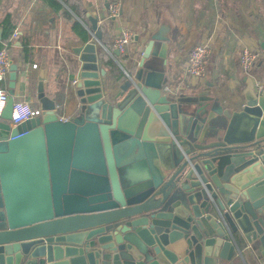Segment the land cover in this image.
Segmentation results:
<instances>
[{
	"label": "water",
	"instance_id": "1",
	"mask_svg": "<svg viewBox=\"0 0 264 264\" xmlns=\"http://www.w3.org/2000/svg\"><path fill=\"white\" fill-rule=\"evenodd\" d=\"M97 19L76 56L75 110L0 122V264H264V29L259 71L241 92L169 90L170 26L105 69ZM0 29V40H1ZM138 40V37L135 38ZM86 165L77 163V146Z\"/></svg>",
	"mask_w": 264,
	"mask_h": 264
},
{
	"label": "crops",
	"instance_id": "2",
	"mask_svg": "<svg viewBox=\"0 0 264 264\" xmlns=\"http://www.w3.org/2000/svg\"><path fill=\"white\" fill-rule=\"evenodd\" d=\"M56 5L58 9L47 0H0V49L6 42L2 41L1 23L9 18L18 34L9 48L11 62L18 70L14 102L26 101L32 108L40 109L36 94L43 75L45 95L58 104L67 100V107L59 113L63 120L75 110L76 97L69 88L75 74L73 50L91 38L94 18L103 67L115 73L122 71L115 59L127 70L125 55L139 49L140 40L148 32L167 22L171 36L167 87L178 94L221 89L228 98L240 93L242 78L247 74L239 67V51L243 47L261 51L257 40L264 29V0H62ZM113 6L118 9L117 15L108 17ZM125 31L132 34V39L115 58L113 42ZM200 44L208 45L210 55L205 60V76L196 80L186 74V61L188 52ZM260 62L250 76L259 71ZM33 65L37 67L34 69ZM7 85L8 79L1 84ZM84 148H76L79 166L86 165ZM245 259L235 255L232 261L258 264L248 256Z\"/></svg>",
	"mask_w": 264,
	"mask_h": 264
},
{
	"label": "built area",
	"instance_id": "3",
	"mask_svg": "<svg viewBox=\"0 0 264 264\" xmlns=\"http://www.w3.org/2000/svg\"><path fill=\"white\" fill-rule=\"evenodd\" d=\"M62 2V0H57ZM118 9L113 6L109 10L108 17H115ZM18 34L13 31L11 37L3 44L0 49V122L2 121V113L5 109L6 103L9 98L7 87H2L1 84L7 82L9 69L11 65V59L9 54V48L12 46L13 41L17 38ZM132 34L128 31L123 32L113 42V48L123 53L126 46L130 43ZM210 55V48L207 44H200L193 47L187 55L186 61V74L192 79H202L205 76V60ZM263 52L251 47H243L239 51L238 62L242 73L251 75L252 70L256 64L262 59ZM37 66L33 65L35 69ZM41 110L38 108H32L26 101H17L12 105L11 118L9 124L12 127H16L20 123L32 118L39 117Z\"/></svg>",
	"mask_w": 264,
	"mask_h": 264
},
{
	"label": "trees",
	"instance_id": "4",
	"mask_svg": "<svg viewBox=\"0 0 264 264\" xmlns=\"http://www.w3.org/2000/svg\"><path fill=\"white\" fill-rule=\"evenodd\" d=\"M49 1L54 7H56L58 9V5L57 4V0H47ZM1 26L3 27L4 29V33H3V36H2V41H7L9 39V36L13 33V30H14V27L13 25L11 24V22L9 21V18H6L2 23H1ZM75 28L78 30V31H81V28L80 26L76 25L75 24Z\"/></svg>",
	"mask_w": 264,
	"mask_h": 264
}]
</instances>
